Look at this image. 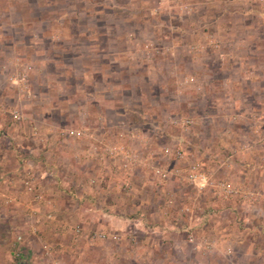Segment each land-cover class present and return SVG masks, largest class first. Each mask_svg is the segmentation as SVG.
I'll return each mask as SVG.
<instances>
[{
	"label": "rangeland",
	"instance_id": "rangeland-1",
	"mask_svg": "<svg viewBox=\"0 0 264 264\" xmlns=\"http://www.w3.org/2000/svg\"><path fill=\"white\" fill-rule=\"evenodd\" d=\"M0 49V151L14 149L0 172L23 199L13 264H264V230L243 211L257 205L264 229V183L233 181L229 163L264 177V0H0ZM176 147L181 160L163 155ZM190 163L246 196L196 190ZM216 205L241 234L227 258L185 239H216Z\"/></svg>",
	"mask_w": 264,
	"mask_h": 264
},
{
	"label": "crops",
	"instance_id": "crops-1",
	"mask_svg": "<svg viewBox=\"0 0 264 264\" xmlns=\"http://www.w3.org/2000/svg\"><path fill=\"white\" fill-rule=\"evenodd\" d=\"M22 21V22H21ZM20 23H23V20L20 19ZM4 53V51H2V49H0V55H2ZM8 147L3 148L2 151H0V166H3L5 164V157L7 156V154H13L14 153V149H9ZM147 158H145V160L140 159L138 160L136 163H146ZM245 162H236V161H232L229 162L230 166H231V171H233V173H235L236 176H234L233 181H240L241 183H246V184H252L254 182H261L262 184L264 183V177L262 174L263 171V166L257 165L255 163V161L252 160H248L245 159ZM5 166V165H4ZM244 168V170L242 169ZM256 169L257 174H253L252 171ZM240 171V174L237 175V173ZM13 175L12 174H8V172L4 169H2V172H0V202H3L4 206H1L2 209H0V264H13L14 263V254L12 251V245H13V239L10 233V228L12 226L11 223V219L13 218V211L16 208V201L15 200H23L22 199V195H18L17 191L14 188L13 185ZM232 180V179H231ZM256 194H252V196L254 197V199L256 198V196H254ZM261 195H258V198ZM252 197V200H253ZM3 200V201H2ZM2 203V204H3ZM8 204V205H7ZM22 204H25L24 202H22ZM50 205V204H48ZM204 205L209 206L210 204L205 203ZM212 205V204H211ZM257 206V205H256ZM252 207V205L250 207H246L244 208L245 213L248 212H253V216H254V225L250 226V231H263L264 229L262 227H258L257 225L260 223H263L262 219L259 216H262V211L260 208H256ZM28 207V206H26ZM253 208V209H252ZM236 209V208H235ZM234 210V206L232 208H228V212L230 213L231 211ZM214 211V210H213ZM215 215L213 216V220L210 223V231L212 232V235H215L216 239H214L217 242V246L219 248L223 247L225 248L226 244H231L234 245L235 244V239L238 238L241 234H237V228H234V222L231 220V218L229 219V214H227L228 219L226 220L225 217V209L221 206H215ZM213 212V213H214ZM16 215V214H15ZM9 220V221H8ZM2 222V224H1ZM231 222V224H230ZM249 231V230H248ZM249 231V232H250ZM21 243H23L24 241H26L25 238H21ZM24 245V244H23ZM26 245V243H25ZM26 251V250H25ZM22 250V252H25ZM26 259V258H25ZM35 259V258H34ZM116 259L121 260V258H102V263L101 264H121L120 261H116ZM135 259V258H133ZM142 259V261L144 262L145 260H147L148 258H138ZM164 260H166L164 258ZM28 262L26 264H29L31 261L27 260ZM149 261H152L156 264V261L160 263V261H162V259L160 260V258H154V259H149ZM90 262V261H88ZM164 262V261H163ZM35 263V262H34ZM18 264H21L18 262ZM89 264V263H88Z\"/></svg>",
	"mask_w": 264,
	"mask_h": 264
},
{
	"label": "built area",
	"instance_id": "built-area-1",
	"mask_svg": "<svg viewBox=\"0 0 264 264\" xmlns=\"http://www.w3.org/2000/svg\"><path fill=\"white\" fill-rule=\"evenodd\" d=\"M187 11H190L188 8ZM192 79H189L191 81ZM8 115L10 119L13 122H18L21 119V115L17 109H12L8 112ZM169 123L171 125H174L178 127L181 131L186 132L189 126H191V120H189L186 117H179V116H172L169 118ZM162 153L164 156H173L177 160H181L183 158L182 152L179 148H174L172 151H170L168 148L162 149ZM123 163L122 168L128 167L133 165V163L136 161L134 156L132 154L123 153ZM153 175L160 181H165L168 179L170 175H178L179 170L170 171L168 168L163 167H154L152 169ZM184 179L188 182V184L195 188L196 190H202L208 185H212L215 189V194L218 196H221L222 198H230V197H242L246 196L242 191L237 189L234 186H231V184H228L225 180L223 181H217L216 183H213L210 178L207 176L206 173H204L200 166L197 163H190L186 169L185 174L183 175ZM39 196L35 197L38 198ZM170 198L171 195L168 194L167 198ZM183 212L189 211V208L184 207L182 208ZM49 219V215L47 216ZM76 233H78V230H75ZM105 237V234H103L101 231H93L89 233V238L93 240H99L103 239ZM186 242L192 247L193 250H197L198 247H200L203 251L211 252L216 247V241L214 239H208V238H201L199 242H195L193 236L190 233H187L185 235ZM20 238L17 237L16 241H19ZM229 248L225 247L223 250L224 257L227 258V255L229 253ZM196 264H199L197 262Z\"/></svg>",
	"mask_w": 264,
	"mask_h": 264
}]
</instances>
